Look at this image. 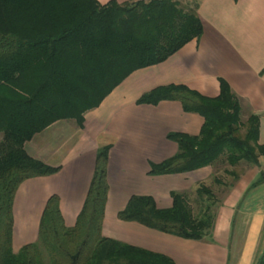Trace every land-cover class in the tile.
<instances>
[{
	"label": "trees",
	"instance_id": "obj_1",
	"mask_svg": "<svg viewBox=\"0 0 264 264\" xmlns=\"http://www.w3.org/2000/svg\"><path fill=\"white\" fill-rule=\"evenodd\" d=\"M202 32L195 9L179 0H0V264H176L166 255L102 234L109 145L97 152L73 227L64 224L59 197L53 195L43 211L38 240L14 252L13 201L23 181L59 169L31 156L26 142L57 120L83 126L85 113L132 72L165 61ZM167 99L181 102L186 112H197L204 121L197 135L169 133L179 150L151 164V174L192 171L220 160L231 166L259 164L264 155L260 117L252 113L241 120L239 99L227 81L220 80L215 97L169 84L144 93L138 102ZM263 181L264 172L253 186ZM197 194V212L184 193L172 191L170 208H158L151 196L134 195L118 217L199 239L211 232L217 195L204 184ZM256 264H264V251Z\"/></svg>",
	"mask_w": 264,
	"mask_h": 264
},
{
	"label": "crops",
	"instance_id": "obj_2",
	"mask_svg": "<svg viewBox=\"0 0 264 264\" xmlns=\"http://www.w3.org/2000/svg\"><path fill=\"white\" fill-rule=\"evenodd\" d=\"M185 7L194 8L201 19L199 38L165 61L132 72L98 107L85 113L83 126L75 120H57L26 142L31 156L59 169L51 175L28 178L17 189L13 201L14 252L38 240L41 217L53 195L59 197L64 224H76L97 152L109 145L104 236L166 255L176 264H256L264 251V181L256 186L253 183L264 171V155L259 164L247 163V170L235 176L222 198L210 187L217 195L212 207L214 222L211 232L202 238H184L118 217L134 195L151 196L158 208H170L172 191L184 193L197 212V189L206 185L204 181L214 167L150 173L151 164L179 150L169 133L197 135L204 121L199 113L186 112L177 100L138 102L155 87L184 84L215 97L224 79L239 99L241 120L252 113L259 115V143L264 144V0H197ZM242 164L246 162L233 167Z\"/></svg>",
	"mask_w": 264,
	"mask_h": 264
},
{
	"label": "rangeland",
	"instance_id": "obj_3",
	"mask_svg": "<svg viewBox=\"0 0 264 264\" xmlns=\"http://www.w3.org/2000/svg\"><path fill=\"white\" fill-rule=\"evenodd\" d=\"M179 1L182 3L183 6H188L194 4L197 0H179ZM1 139H2V133H0V140ZM248 166L249 165L246 163L233 167L228 163H226L224 160H220L214 165V167L210 169L211 172H209V174L210 173L211 174L209 175L208 179L204 181V183H206L207 186L211 187L215 192H217L220 198H222L223 192L228 189V187L231 185L230 183H233L235 181L236 179L235 176L243 174L247 170ZM227 170L235 171L236 175L228 173ZM217 178H219L221 181H224V185H219L215 180ZM192 195H194L193 192ZM41 251L44 258L43 260L47 262L48 255L46 251L44 250V248H42Z\"/></svg>",
	"mask_w": 264,
	"mask_h": 264
}]
</instances>
